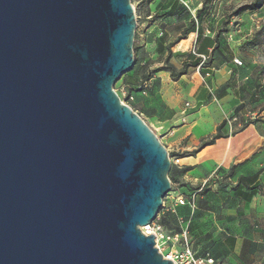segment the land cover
I'll list each match as a JSON object with an SVG mask.
<instances>
[{"label": "water", "instance_id": "obj_1", "mask_svg": "<svg viewBox=\"0 0 264 264\" xmlns=\"http://www.w3.org/2000/svg\"><path fill=\"white\" fill-rule=\"evenodd\" d=\"M132 0H0V264H175L143 226L169 150L114 84Z\"/></svg>", "mask_w": 264, "mask_h": 264}, {"label": "crops", "instance_id": "obj_2", "mask_svg": "<svg viewBox=\"0 0 264 264\" xmlns=\"http://www.w3.org/2000/svg\"><path fill=\"white\" fill-rule=\"evenodd\" d=\"M203 1H146L135 37V65L123 75V89L132 99L130 106L167 149L175 154L185 152L177 156L176 186L164 200L158 222L170 232L186 234L197 255L212 254L215 264H264V194L251 195L245 186L233 189L241 174L260 172L258 179L264 183V110L229 119L233 95L225 85L231 84L236 53L223 36L218 44L207 41L225 21V0L212 5L198 24L200 33L193 31L172 47L171 62L178 68L195 59L200 63L201 55H206L203 66H190L178 79H173L168 69L157 70L166 65L168 54V49L158 51V45L176 40L196 18ZM244 115L247 117L241 121ZM224 119L223 130L228 136L193 153L201 139L214 134ZM188 166L193 168L186 170ZM232 166H236L232 177L223 180L217 174L213 178L217 169L227 172ZM211 178L207 191L202 192L203 183ZM197 185L201 188L194 189ZM179 197L187 201L194 197L196 207L179 204ZM207 222L223 232L221 241L210 242L216 233L202 226Z\"/></svg>", "mask_w": 264, "mask_h": 264}, {"label": "rangeland", "instance_id": "obj_3", "mask_svg": "<svg viewBox=\"0 0 264 264\" xmlns=\"http://www.w3.org/2000/svg\"><path fill=\"white\" fill-rule=\"evenodd\" d=\"M217 1L221 2L222 0H214L213 4L216 3L217 5ZM225 1L226 2H223L222 5L226 6L224 14L227 23L223 22L219 24L218 31H224L222 36L225 38L226 45L228 47L232 46L236 53L235 56L242 61V64L234 62L236 68H234L233 76L229 81L231 84L227 86L230 88L229 93L233 95L232 112L229 116V119H232L243 114H248V112L251 113L257 110H264V5L258 10H247L235 14V11L241 5L250 3L253 0ZM132 3L137 14V34L141 20L139 15L147 8V2L146 0H132ZM214 11L217 13V8H215ZM122 77L123 75L114 84V88L120 97L128 104L132 99H130L123 89ZM246 117V115L242 116L241 121H244ZM178 165L179 164L172 162L169 173L170 178L174 177V172L178 169ZM220 172V169H217L213 174V178H216L215 174L221 176ZM213 178L209 179L206 184H203L202 189L207 191L206 187ZM175 186V181H172L171 191L165 196L164 200L168 198L170 193L175 189ZM202 226L211 229V233H216V235L210 239L211 243H216L217 240L215 239L221 241V233L223 232L219 231L213 222L202 223ZM167 250L168 248L166 247L165 251Z\"/></svg>", "mask_w": 264, "mask_h": 264}, {"label": "trees", "instance_id": "obj_4", "mask_svg": "<svg viewBox=\"0 0 264 264\" xmlns=\"http://www.w3.org/2000/svg\"><path fill=\"white\" fill-rule=\"evenodd\" d=\"M146 1H149V0H146ZM214 0H204L203 1V4H202V7L199 8L197 10V16L196 18H192L191 21H190V24L188 26H186L181 35H179V37L172 41L171 43H169L168 45L166 46H163L162 44H159L157 49L158 51H163L165 49H168V54H167V57H166V60H165V66H162V67H159V69L157 70H162V69H168L170 72H171V76L173 79H178L180 78L183 74L187 73L188 71V68L190 66H197L198 64L200 65V63L198 62L197 59H195L194 61L192 62H184L183 66L181 68H178L174 63L171 62V59L173 58V51H172V47L176 45L177 42H179L182 38H185L188 36V34H190L191 32L193 31H198V33H200V26H198V24L201 23V21L203 20L204 16L206 14H208V12L210 11L211 7H212V4H213ZM264 5V0H253L252 2L250 3H246V4H243L241 5L236 11H235V14H239V13H242L244 11H247V10H258L260 8H262ZM224 23H227V21H224ZM223 30H220V31H217V33L214 35L213 38L211 37H208L207 38V41H209L212 45L215 44H218L220 42V37L222 36L223 34ZM198 37H200V34L198 35ZM134 50H135V43H134ZM135 54V52H134ZM135 60H136V54H135ZM206 62V61H205ZM204 62V63H205ZM203 66V65H202ZM226 87L228 86V84L225 85ZM130 105V103H128ZM227 124V119H224L218 126L217 128V131L212 134V135H209L207 137H204L202 140H201V143L199 146H197L196 149H194L192 152L195 153L199 150H201L202 148H204L205 146L207 145H211L213 143H215V141L218 139V138H221V137H227L228 134H226L224 132V127L226 126ZM171 156H183L185 154L184 153H170ZM193 167L192 166H188L186 168V170H190L192 169ZM235 169H236V166H232L227 172H223L221 171L220 174L224 179L228 178V177H232L234 174H235ZM259 174L260 172H257L253 175H244V174H241L239 177H238V183L236 186H234V190L235 191H238L240 190V188L242 186H245L248 190H250V193L251 195H254V194H257V193H262L264 194V183L261 182L258 178H259ZM171 181H175L174 180V177H171ZM194 189H199L201 188L200 185H197L195 187H193ZM202 192H206V190L202 189L201 190ZM211 256V255H209ZM213 257V256H211ZM215 259V257H213ZM216 260V259H215Z\"/></svg>", "mask_w": 264, "mask_h": 264}, {"label": "built area", "instance_id": "obj_5", "mask_svg": "<svg viewBox=\"0 0 264 264\" xmlns=\"http://www.w3.org/2000/svg\"><path fill=\"white\" fill-rule=\"evenodd\" d=\"M207 60L206 55H201V63L199 66H202L204 62ZM238 64H242V61L238 58L234 59ZM170 153V152H169ZM171 161L175 163H179L180 158L177 156H171ZM218 176L217 174H215ZM208 180H206L203 184H206ZM179 204H190L191 207L195 208L196 203L194 201V197L190 200H186L184 197H179L177 199ZM158 217V216H157ZM142 230L145 234H155L156 246L159 251L163 254V256L167 259H171L175 264H215L216 260L207 255L205 257H200L194 251L190 239L187 235H179L177 233H173L168 231L165 227H163L157 220V218L152 221L150 224L142 227ZM166 247L168 248L165 251Z\"/></svg>", "mask_w": 264, "mask_h": 264}]
</instances>
